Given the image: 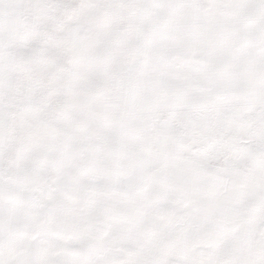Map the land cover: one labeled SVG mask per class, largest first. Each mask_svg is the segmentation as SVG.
I'll list each match as a JSON object with an SVG mask.
<instances>
[{"label":"snow or ice","instance_id":"snow-or-ice-1","mask_svg":"<svg viewBox=\"0 0 264 264\" xmlns=\"http://www.w3.org/2000/svg\"><path fill=\"white\" fill-rule=\"evenodd\" d=\"M0 264H264V0H0Z\"/></svg>","mask_w":264,"mask_h":264}]
</instances>
